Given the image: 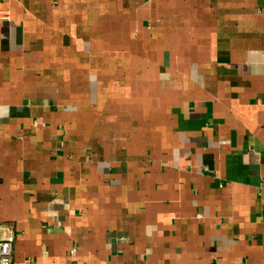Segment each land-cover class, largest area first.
Returning <instances> with one entry per match:
<instances>
[{
    "label": "crops",
    "instance_id": "crops-1",
    "mask_svg": "<svg viewBox=\"0 0 264 264\" xmlns=\"http://www.w3.org/2000/svg\"><path fill=\"white\" fill-rule=\"evenodd\" d=\"M0 12L14 264H264V0Z\"/></svg>",
    "mask_w": 264,
    "mask_h": 264
},
{
    "label": "built area",
    "instance_id": "built-area-1",
    "mask_svg": "<svg viewBox=\"0 0 264 264\" xmlns=\"http://www.w3.org/2000/svg\"><path fill=\"white\" fill-rule=\"evenodd\" d=\"M3 14L0 12V18ZM15 235L11 229H5L0 224V264H14L13 242Z\"/></svg>",
    "mask_w": 264,
    "mask_h": 264
}]
</instances>
